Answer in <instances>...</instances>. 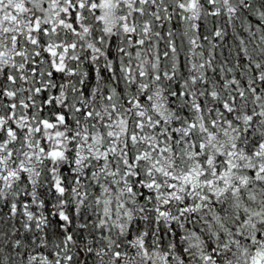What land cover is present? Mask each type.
I'll use <instances>...</instances> for the list:
<instances>
[{"label": "snow or ice", "instance_id": "6c2138e0", "mask_svg": "<svg viewBox=\"0 0 264 264\" xmlns=\"http://www.w3.org/2000/svg\"><path fill=\"white\" fill-rule=\"evenodd\" d=\"M0 264H264V0H0Z\"/></svg>", "mask_w": 264, "mask_h": 264}]
</instances>
